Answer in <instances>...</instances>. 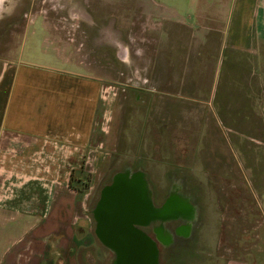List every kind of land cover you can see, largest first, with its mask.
<instances>
[{
    "label": "crops",
    "instance_id": "0c3cea01",
    "mask_svg": "<svg viewBox=\"0 0 264 264\" xmlns=\"http://www.w3.org/2000/svg\"><path fill=\"white\" fill-rule=\"evenodd\" d=\"M120 7L122 22L103 32L102 51V33L79 29L81 16L68 34L46 18L55 33L38 40L40 52L26 54L34 38L25 33L17 59L0 72V264H80L81 249L94 243L86 212L94 185L79 192L72 172L84 167L95 176L106 162H122L118 144L129 135L122 130L136 115L129 103L143 102L135 83L152 87L144 94L153 101L166 75L163 93L175 107L176 98L192 99L178 87L207 96L229 68L243 81L256 65L264 72V0H120Z\"/></svg>",
    "mask_w": 264,
    "mask_h": 264
},
{
    "label": "rangeland",
    "instance_id": "374dc122",
    "mask_svg": "<svg viewBox=\"0 0 264 264\" xmlns=\"http://www.w3.org/2000/svg\"><path fill=\"white\" fill-rule=\"evenodd\" d=\"M120 9V0H4L0 12V72L17 59L25 33L34 38L25 44L26 54L40 52L38 40L44 34L55 33L54 28L45 26L46 18L53 21L48 27L67 34L78 24L79 29L90 25L95 35L97 31L102 33V38L96 40L102 51L107 42L103 32L112 27L114 20L117 27L122 22ZM74 13L81 16L78 24ZM104 58L97 55V63L103 65L99 59ZM136 58L148 59L144 55ZM255 69L253 73L244 72L248 87L243 78L233 79L238 76L233 67L225 70L223 86L215 92L209 87L207 96L200 95L199 88L178 87L177 93L192 99L176 98L175 107L163 93L167 90L166 75L164 83L154 88L159 94L152 93L153 101L149 96L139 102L141 105L129 101V114L136 115L127 119L122 130L129 134L121 135L118 144L122 162H106L95 176L84 167L74 173L75 187L89 183L88 190L94 185L95 191L86 204L94 243L81 249L80 264H110L112 254L96 234L93 202L102 184L133 163V156L144 158L143 169L153 181L165 180L181 164L195 187L200 188L203 220L196 240L183 251V259H174L175 264H227L231 260L264 264V72L258 65ZM207 77L211 80L213 72L208 71ZM135 85L143 94L146 88H152ZM124 187L132 190L129 184ZM161 263L166 264L163 260Z\"/></svg>",
    "mask_w": 264,
    "mask_h": 264
},
{
    "label": "flooded vegetation",
    "instance_id": "af4514ba",
    "mask_svg": "<svg viewBox=\"0 0 264 264\" xmlns=\"http://www.w3.org/2000/svg\"><path fill=\"white\" fill-rule=\"evenodd\" d=\"M72 15L75 17L79 13ZM136 96L145 102L147 94L136 93ZM130 162L133 163L128 164L125 170L115 172L111 179L104 182L95 200L93 199L92 213L96 229L94 214L102 200V194L109 188L118 189L122 182L129 183L132 191L127 197L126 207L135 211L132 214L133 225L145 233L155 246L157 264H162V260L166 264H175L174 259L177 256L183 259V251L188 250L196 240V232L203 220L204 204L199 197L200 188L195 187L194 180L181 164L167 174L165 180L153 181L143 169V160L138 161L139 163ZM94 195L95 191L92 197ZM111 204L113 207L114 202ZM103 245L112 254L110 264H116L119 260L117 251Z\"/></svg>",
    "mask_w": 264,
    "mask_h": 264
},
{
    "label": "water",
    "instance_id": "95a60500",
    "mask_svg": "<svg viewBox=\"0 0 264 264\" xmlns=\"http://www.w3.org/2000/svg\"><path fill=\"white\" fill-rule=\"evenodd\" d=\"M125 184L129 183L122 182L118 189L109 188L102 194L94 214L97 220L96 234L103 244L117 251L119 260L116 264H157L155 246L132 223L135 211L126 207L127 197L132 190L126 189Z\"/></svg>",
    "mask_w": 264,
    "mask_h": 264
},
{
    "label": "trees",
    "instance_id": "16d2710c",
    "mask_svg": "<svg viewBox=\"0 0 264 264\" xmlns=\"http://www.w3.org/2000/svg\"><path fill=\"white\" fill-rule=\"evenodd\" d=\"M74 173H75V170H73V172H72V176H71V180H70V186L73 187V188H75V189H77L79 192H86L88 190L90 184L89 183H85L81 188L75 187L73 185V181H72L73 180V177H74ZM80 181H82V182L84 181L85 182V180L83 178H81ZM94 217H95V215H94Z\"/></svg>",
    "mask_w": 264,
    "mask_h": 264
},
{
    "label": "bare ground",
    "instance_id": "6f19581e",
    "mask_svg": "<svg viewBox=\"0 0 264 264\" xmlns=\"http://www.w3.org/2000/svg\"><path fill=\"white\" fill-rule=\"evenodd\" d=\"M4 0H0V12H1V9H2V3H3Z\"/></svg>",
    "mask_w": 264,
    "mask_h": 264
}]
</instances>
